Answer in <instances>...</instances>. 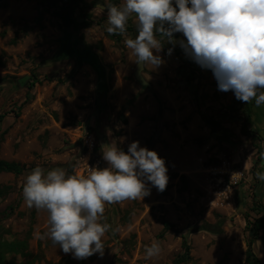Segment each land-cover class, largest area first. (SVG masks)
Masks as SVG:
<instances>
[{
  "label": "rangeland",
  "instance_id": "obj_1",
  "mask_svg": "<svg viewBox=\"0 0 264 264\" xmlns=\"http://www.w3.org/2000/svg\"><path fill=\"white\" fill-rule=\"evenodd\" d=\"M97 2L123 0H82L74 18L82 13L90 26L66 29L43 0H0V160L24 167L17 176L0 174V242L26 243V256H7V264H174L183 238L190 248L185 264H247L249 247L264 264L261 233L255 238L248 225L264 215V182L255 175L264 171V105L253 100L231 113L233 92L219 91L211 70L188 64L179 44L166 55L173 47L166 40L164 63L147 65L140 82L127 37L106 32ZM245 125L260 139L243 136ZM114 140L125 152L133 141L156 151L169 183L162 193L151 187L143 201L106 204V222L116 231L102 238L103 257L77 260L37 238L49 214L24 204L23 184L37 165L83 176L107 167L101 145ZM164 222L174 230L165 233ZM153 240L162 254L146 259Z\"/></svg>",
  "mask_w": 264,
  "mask_h": 264
},
{
  "label": "clouds",
  "instance_id": "obj_2",
  "mask_svg": "<svg viewBox=\"0 0 264 264\" xmlns=\"http://www.w3.org/2000/svg\"><path fill=\"white\" fill-rule=\"evenodd\" d=\"M95 7L106 13L109 35L127 37L124 46L141 72L147 65L155 70L164 63L159 53L166 40L173 45L166 55L179 44L186 58L212 71L219 91H231L245 104L254 100L256 107L264 105V0H123L97 2ZM133 17L135 38L128 34ZM101 154L107 167L91 168L87 176L37 165L22 188L29 209L49 214V227L36 233L37 238L51 240L77 260L103 257L102 238L116 231L106 222V204L143 201L151 187L162 193L169 183L165 159L139 141L131 142L127 152L115 140L102 144ZM255 175L264 182V171ZM162 251L161 242L153 240L145 258H157Z\"/></svg>",
  "mask_w": 264,
  "mask_h": 264
},
{
  "label": "trees",
  "instance_id": "obj_3",
  "mask_svg": "<svg viewBox=\"0 0 264 264\" xmlns=\"http://www.w3.org/2000/svg\"><path fill=\"white\" fill-rule=\"evenodd\" d=\"M45 2L46 6L48 8L55 9L52 12V16L60 21L61 25L66 28H76V29H84L90 26V23L87 21L88 16L84 14H79V21L74 18V13L80 5H82V0H43ZM129 32H136V28H128ZM177 35V34H176ZM193 62L192 60H188L187 63ZM188 63V64H189ZM189 81L193 80V76L189 75L188 77ZM27 80V79H26ZM32 87V84L30 85ZM237 106V108H236ZM245 104L235 99L232 104L229 106V111L231 113H236L239 109H245ZM224 118L227 117V114H223ZM4 116H0V123L2 121ZM244 123H249V117L245 116ZM207 124L211 127L212 130H217L218 126L216 125V122L212 120V118L207 119ZM246 125L241 128V133L243 136L246 137H254L260 139V137L254 132V131H248L245 129ZM24 167L14 163V162H7L0 160V174L1 173H7V174H13V175H20L23 172ZM171 178L176 179L178 178L177 175L173 174L171 175ZM179 180L183 183H185V177L180 176ZM4 193V189L0 188V196ZM250 226L251 232L253 233V236L256 238L259 233H261L260 239H261V245L262 249L264 250V215L260 218L256 219L253 224H248ZM164 232H171L174 230V226L168 222H164ZM183 247V255H181L174 264H185L190 261L189 256V245L187 244L186 240L183 238L182 242ZM26 243L24 242H0V264H7L6 258L7 256H26ZM246 263L247 264H261L260 260L254 255L252 248L249 247L246 253Z\"/></svg>",
  "mask_w": 264,
  "mask_h": 264
},
{
  "label": "water",
  "instance_id": "obj_4",
  "mask_svg": "<svg viewBox=\"0 0 264 264\" xmlns=\"http://www.w3.org/2000/svg\"><path fill=\"white\" fill-rule=\"evenodd\" d=\"M140 73H141V70L137 66V70H136L135 76H136L137 80H139L140 82H142Z\"/></svg>",
  "mask_w": 264,
  "mask_h": 264
}]
</instances>
